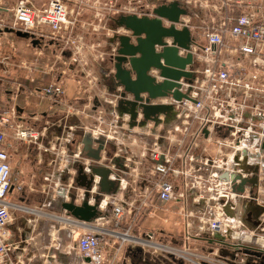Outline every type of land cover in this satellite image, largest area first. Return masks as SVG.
<instances>
[{
    "label": "built area",
    "instance_id": "1",
    "mask_svg": "<svg viewBox=\"0 0 264 264\" xmlns=\"http://www.w3.org/2000/svg\"><path fill=\"white\" fill-rule=\"evenodd\" d=\"M159 1L0 0V35L14 34L6 32V28L28 32L34 36L28 39L31 44L37 39L39 48L52 50L62 74L35 91L51 98L54 105L66 107L57 119L46 120L41 127L25 123L16 109L12 116L0 114V264H23L22 241L13 240L14 215L19 214V218L27 222L41 216L42 207L49 206V202L57 198L47 190L50 186H55V193L64 201H70L75 194V203L81 204L86 189L76 184L78 169L83 166L84 171L91 174L93 165L109 168V178L118 182L116 193H102L101 177L94 175L89 191V203H98L96 196L100 195L98 208L104 213L101 217L106 219V214L112 212L116 228L121 226L126 214L136 208L138 196L143 206L152 207L149 210L158 209L157 204L150 202L152 191H155L156 201L185 204L182 209L186 222L183 239L179 243H156L148 235L144 244L153 247L154 253L164 255L175 264H248L251 254L246 250L264 256V211L257 218L259 225L252 228L244 220V210L237 208L238 202L264 208L262 186L254 195L251 188L243 192L237 190L244 178L257 176L261 185L264 181V151L261 148L264 141V0ZM175 1L188 10L175 24L180 29L187 26L191 30L195 76L192 83L181 81V92L188 97L177 100L169 95L154 101L173 105L175 118L166 123V115L162 114L158 125L150 121L146 126L132 127L130 115L118 113L119 96L114 92L104 97L113 107L108 115L101 109V103L94 104L91 111L96 115L89 121L79 120L85 111L69 104L62 76L68 72L83 74L87 67L92 69L106 58L112 61V68L102 71L107 76L113 74L119 42L112 39L132 34L124 26L116 25L115 20L122 15L153 18L156 8ZM138 9L143 11L137 12ZM199 20L202 26H190V22L199 23ZM163 22L165 26L173 23L166 18ZM100 27L109 30L105 39L99 35ZM94 37L96 40L91 41ZM166 41L172 43L170 38ZM101 43L107 51L99 48ZM186 52L180 49L181 55ZM47 72L55 73L54 65H49ZM98 81L97 77L95 84ZM72 116L77 118L76 122L72 121ZM142 118L140 112L138 122ZM9 131L12 132L9 134ZM87 136L93 140V150L102 146L99 160L86 155L84 140ZM159 140H164L165 144ZM23 141L37 145L41 154L52 156L47 161L49 169L44 172L39 190L46 198L32 204L15 202L11 198V193L23 185V169L13 165L14 153L18 152L16 146ZM209 144L216 147L213 155H208ZM111 145L116 152L112 158L108 155ZM132 150L141 157L148 156L151 164L140 170L141 163ZM41 154L39 159H42ZM245 166L253 169H244ZM233 174L239 178L235 180ZM138 179L147 186L137 187ZM29 186L33 190L36 184ZM191 191L197 193L192 197L195 209L187 205ZM226 204L231 205L233 213L225 210ZM64 213L69 214L66 210ZM67 216L62 215L60 220L72 224L68 226L69 234L72 238L77 235L75 241L82 257L81 264H114L105 252L101 235L116 233ZM73 220L84 225L81 232L77 233ZM120 235L122 244L133 240L130 228ZM199 246L208 250L201 252ZM85 257L90 261H85Z\"/></svg>",
    "mask_w": 264,
    "mask_h": 264
},
{
    "label": "crops",
    "instance_id": "2",
    "mask_svg": "<svg viewBox=\"0 0 264 264\" xmlns=\"http://www.w3.org/2000/svg\"><path fill=\"white\" fill-rule=\"evenodd\" d=\"M228 13H230L229 8H228ZM6 35H15L16 37H18L16 34H3L0 35V39L2 38L4 39ZM25 40L27 41L25 45V48H27V50L23 51L24 47L19 49L16 55L19 64L17 63V66L15 67H11V65L9 64L10 59L8 55L3 53V48H0V114H6L8 116H12L14 109H16L17 115L18 116L20 115L21 120L27 123L33 122L34 125H40L41 127V124H43L44 121L57 119L61 111L66 110V107H64L62 104L60 106L54 105V101L51 98L40 95L35 90L38 87H42L49 83L54 82L55 78L61 76L62 68L61 65L52 62V57L55 59L53 53L51 52L52 50L41 49L38 46H34L33 44H31L29 40L27 39ZM16 43L17 46H19L20 42L17 41ZM12 45H15V43H12ZM49 65L50 66L54 65L55 73H51L47 75L48 73L47 69ZM101 66H102V62L98 61L97 65H94L92 69H89V67H87L86 71L82 72L83 74L77 75L68 72L67 75L62 76L66 88V98L68 99L69 104H71L74 108L85 111L84 115L79 118V120L81 121H89L92 116L96 115V113L91 111V107L94 104L98 105L101 103L102 105L101 109H103L105 114L107 115L108 112L113 108L111 104L107 103L104 100V97L110 94V89L108 85H106L103 82L100 83V80L95 84V79L97 77L100 79L101 74L103 75V77L107 78V74L102 72V70H104L105 68ZM94 68H95V72H94ZM14 69H16L20 75L24 72H27L29 75L25 76L26 80H24L22 75L21 78H17L15 77V75L12 78H10L9 74H11V71H13ZM37 72L45 73L46 76H48L47 80L43 77L46 80V84L43 85L41 82H39V80L41 79L34 76V73ZM108 76L111 78L112 74ZM9 79H14V81L13 80L10 81ZM33 116L39 117V120H36V117L34 119ZM71 118L72 121L74 122L77 121V118L75 116H72ZM11 132L12 131H9V134ZM139 143L141 144V140ZM159 143L164 145L165 141L159 140ZM207 148L209 150L208 155H213L216 153V147L214 144H209ZM38 150L39 148L38 149L36 148L37 164L38 165L44 164L46 171L47 169H49L47 165V161L51 159L50 157L52 156L44 152H42L41 154L40 151L38 152ZM134 151H139V149L134 148ZM134 151L133 153L139 159L138 162L141 163L139 165L140 170L151 164L150 158L148 156L141 157ZM115 153H116L115 148L114 146L111 145L109 147L108 155H111L112 158V156L115 157ZM40 154L42 155L43 161H41L42 159H39ZM37 175L38 173H33L32 176L37 177ZM36 179L35 180L33 179L31 183L37 184ZM249 185H246L248 187L245 186V188H251L252 190L253 188L252 183ZM145 186H147V184H145L142 180L138 179L137 187L143 189ZM179 186L182 187V181H180ZM262 191H264L263 188ZM196 195L197 193L192 191L189 192L188 194L187 205H189L190 209L196 208V205L192 203V197ZM41 198L42 196L38 195L36 197V200H34V202L32 203L41 201ZM140 198L141 197L138 196L137 198L138 202H136V208L133 210L132 213L126 214L120 227L118 228L115 227L112 220L113 219L112 212L106 214L105 216L106 219H102V217L96 218L97 220L92 222L91 226H94L96 228L102 227L108 231L116 233V234L109 233L108 235H106L108 236V238L102 240L105 252L109 259L114 260V264H175L173 261H170L168 258L164 257V255L160 253H154L153 247H149L148 245L144 244V239L149 238L150 236L148 235H151L152 238L155 239L156 243L181 242V240L184 237L185 227H186L185 218L183 217V212H182V209L185 206V204L178 201H170V202H161L159 200L156 201L155 195H153V193L151 192L150 202H153L152 204H157L158 209L149 210L152 207L143 206L140 203L141 202ZM27 202L30 201L27 200ZM241 208L244 210L243 211L245 218L244 220H248L247 219L248 213L251 214L252 220L253 219L257 220L258 218L257 214L259 212V209L257 208L256 204H249V203L245 204L244 202V204H241ZM145 210H147V212H145ZM60 214L66 216L69 215L67 213L65 214L64 210ZM23 221L25 220L22 219V221L19 223L18 221L14 220V223L11 226L12 229L15 230V232H13L14 241L20 242V239L22 241V239L26 236L22 234L23 229L25 233L29 232L28 229H30L31 227L36 229L37 228L36 224L38 223L39 220L37 218H34L31 222H27V221L23 222ZM65 223H66L65 227L61 228L60 226V228L57 230L64 229L65 231L64 233L66 236L65 238L67 239H65L64 236L61 237L60 235L58 246L52 245V249H54V251L52 250L51 252L53 253L54 257L58 258V259L56 258L54 262H56V264H65V262H68L70 258H72L71 256L74 253L75 257L71 260L78 263L80 260H82V257L76 247L75 239L77 238V235H74V238H72L69 234V227H68V226L72 227L71 226L72 224L69 222H65ZM72 223L77 233L81 232L84 229L83 227L84 225L75 223V221ZM56 224L57 223H55L53 227L56 226ZM127 228L131 229L133 240H129L125 244H122L121 243L122 238L120 234L123 231L127 230ZM85 229H90V228H85ZM69 238H70V244H68ZM33 239L34 236L31 235L30 241H32ZM30 241H28L29 245L27 247V250H25V248H21L20 253L22 254V259H24L25 255H27L28 260L31 261L30 264H43V260L35 258V250H37V248L35 249V243L32 244ZM119 246H121L120 249ZM69 250H71V252H69ZM206 250H208V248L204 246H199V251L205 252ZM48 262L49 261H45L44 264Z\"/></svg>",
    "mask_w": 264,
    "mask_h": 264
},
{
    "label": "water",
    "instance_id": "3",
    "mask_svg": "<svg viewBox=\"0 0 264 264\" xmlns=\"http://www.w3.org/2000/svg\"><path fill=\"white\" fill-rule=\"evenodd\" d=\"M187 13L188 10L180 2L175 1L170 5H162L156 8V17L153 18L122 15L115 20L116 25L124 26L132 34H122L112 39V41L118 40L119 47L115 56V73L111 76L114 87L110 90H113L119 96L117 102L118 113L121 116L124 114L130 115V126L132 127L136 125L146 126L150 121L158 125L162 121L160 118L162 114L166 115L165 122H170L176 116L175 107L154 101L169 95L177 100L188 97L186 93L181 92L183 85L181 81L183 79L188 83H192L195 76L192 71L194 67V55L191 51L192 33L187 26L180 29L175 24L180 21L181 15ZM164 18L173 22L171 26L164 25ZM5 31L27 40L34 37L28 32L15 31L11 28H6ZM167 38L172 39L171 44L166 41ZM39 43L37 39L32 40L34 46ZM157 46H161V48L158 49ZM181 48L187 50L185 55L180 54ZM152 70L159 72L161 80L152 75ZM140 112L143 118L138 122ZM205 134L208 135L207 130H205ZM92 143L93 140L90 136H87L84 140L86 155L99 160L102 146L97 150H93ZM100 143L102 142L100 141ZM261 148L264 151V141ZM235 160L238 161V157ZM244 169L249 170L253 167L245 166ZM91 170L92 173L87 174L83 166L78 169L76 184L86 189L85 200L81 204H76L75 194H72L70 201L62 200L61 203V207L69 215L88 224L94 222L96 218L104 216V213L98 208L100 195L96 196L98 203H89V191L92 188L94 175L101 177L100 192L112 194L118 191V182L109 178L111 173L109 168L93 165ZM254 170L257 173V170ZM232 176L235 180L239 178V175L233 174ZM255 177L254 179H242L243 182L237 187V190L243 192L248 182L252 183L253 188L256 187L258 183L257 176ZM237 208H241L240 202L237 203ZM257 208L259 209L257 217H259L264 208ZM225 210L228 213H233L230 204L225 205ZM247 219L252 221L250 213H248ZM254 225L256 227L257 223ZM246 253L259 255L257 252H249L248 250H246ZM85 261L89 262L90 258L85 257Z\"/></svg>",
    "mask_w": 264,
    "mask_h": 264
},
{
    "label": "rangeland",
    "instance_id": "4",
    "mask_svg": "<svg viewBox=\"0 0 264 264\" xmlns=\"http://www.w3.org/2000/svg\"><path fill=\"white\" fill-rule=\"evenodd\" d=\"M154 1V0H152ZM157 2L160 3L159 0H155ZM158 3V4H159ZM156 4V5H158ZM143 11V9H138L137 12H141ZM144 12L151 14L150 11H146L144 10ZM199 25L202 26V21L199 20V23H197L196 21H192L190 22V26L193 27L194 25ZM101 30L99 32V35L101 36V38H106V35L109 33V30L106 28L104 29L103 27H100ZM88 37V36H87ZM97 37H94L91 41L96 40ZM90 40V38H87ZM17 41H19V46H17ZM12 43H15V45H12ZM27 41L24 38H20V37H16L15 35H6V37H4V39H0V48H3V53L8 55L9 57V64L11 65V67H15L17 66V63L19 64L18 60H17V52L19 51L20 48H23L24 50H27V48H25ZM102 43L100 44L99 48H101L102 50L107 51L108 48L105 47L104 43L103 46ZM96 53L98 54V52L96 51ZM55 57V56H54ZM52 62L56 63L58 65H60L57 62V59L52 57ZM105 69H111L112 68V61L109 58H106L105 61H102V66ZM103 72V71H102ZM10 78H12L14 75L17 78H24V80H26L25 76H28L29 74L27 72L22 73L21 75L17 72L16 69H14L13 71H11ZM48 75V73H47ZM34 76H36L37 78H40L41 80H39V82H41L43 85L46 84V80L48 79V76H46L45 73H34ZM46 79H44V78ZM10 81H14V79H9ZM100 83L103 82L106 85H108L109 89H111V86L114 87L112 79L108 76L107 78L103 77V75L101 74L100 77ZM110 81V82H108ZM108 83V84H107ZM10 90V88H9ZM110 94H114L113 90H110ZM108 97H110L108 95ZM110 99V98H109ZM26 123V122H25ZM33 125V122L30 123ZM27 125V124H26ZM11 139V138H10ZM12 140V139H11ZM10 144H13L12 141H10ZM13 147H11L12 150ZM16 148L18 149V152L14 153V159H13V165L17 166L16 168H20L23 169V172L21 173V182L23 183L22 188L20 189H16L14 190L13 193H11V198L15 201V202H19V201H24L27 203V200H29L30 204H32V202H34V200H36V197L38 195L42 196L41 201H43L46 198V194H41L39 192V190L42 189L40 182L43 181V173L45 171V165H38L37 164V160H36V148L38 149L37 145L34 144H30L27 141H23L18 143V145L16 146ZM39 152V150H38ZM33 173H38L37 177H33ZM37 178V179H36ZM37 181V184L35 187H32L33 190L31 189V187L29 186V184L31 183L32 180ZM264 180V177H263ZM251 184V183H248ZM251 186V185H250ZM264 189V182L261 185V182H259L258 179V184L256 187L252 188V194H256L259 190V187H261ZM47 190H50L55 196H57L56 200L49 202V206L47 207H42L41 216H37V219L39 220L37 225V228L34 229L33 227H31L29 230V232H23L22 234L26 235L23 239H22V243H21V247L25 248V250H27V247L29 245L28 241H30L31 239V235L34 236V239L32 241H30L32 244L35 243V249L37 248V250H35V258L37 259H41L43 260V264L45 261H49L46 264H53L56 262H54V260L57 257H54L53 253L51 252L52 250L54 251V249H52V245L58 246L59 244V237L61 235V237L65 236V231L64 229H60L66 226L65 222L60 220V217L62 216L60 213L63 212V208L61 207V203H62V198L58 197V195L55 193V186H50L47 188ZM264 192V191H263ZM153 195H155V191H152ZM263 194V193H262ZM262 199V198H261ZM51 203V204H50ZM23 218H19V214H15L14 215V220L18 221L19 223L22 221ZM47 220V221H46ZM25 222V221H23ZM56 224V226L53 227V225ZM26 225V224H25ZM28 227V226H27ZM102 228V227H101ZM99 231H103L101 229H99ZM102 234V233H101ZM106 238H108V236H106L104 233L101 235V240H105ZM67 239V238H65ZM21 241V239H20ZM66 241V240H65ZM68 244H70V238L68 241ZM23 253V252H22ZM73 259L75 257L74 253L71 256ZM58 259V258H57ZM69 260V261H70ZM65 262V264H77L76 262H74L73 260H71L70 262ZM31 261L28 260V256L25 255V258L23 259V264H30ZM78 264H81V260L78 262Z\"/></svg>",
    "mask_w": 264,
    "mask_h": 264
},
{
    "label": "flooded vegetation",
    "instance_id": "5",
    "mask_svg": "<svg viewBox=\"0 0 264 264\" xmlns=\"http://www.w3.org/2000/svg\"><path fill=\"white\" fill-rule=\"evenodd\" d=\"M254 178H256V177H253V179ZM263 182H262V184H263ZM257 183H258V177H257ZM261 192L263 193V194L261 193V198H262V200H264V192L263 191H261ZM247 222L249 225H251L253 227H255V225H254L255 223H257V226L259 225V220L253 219L252 221L247 220ZM247 260H248V264H259V262L264 264V256H262L260 254L259 255H251V256H249V258H247Z\"/></svg>",
    "mask_w": 264,
    "mask_h": 264
},
{
    "label": "bare ground",
    "instance_id": "6",
    "mask_svg": "<svg viewBox=\"0 0 264 264\" xmlns=\"http://www.w3.org/2000/svg\"><path fill=\"white\" fill-rule=\"evenodd\" d=\"M181 21V18H180ZM168 42H170V40H168ZM115 73V72H114ZM152 75L156 76L158 78V80H161L160 76H159V72L157 70H152L151 71ZM113 88V87H112ZM264 170V169H263Z\"/></svg>",
    "mask_w": 264,
    "mask_h": 264
}]
</instances>
